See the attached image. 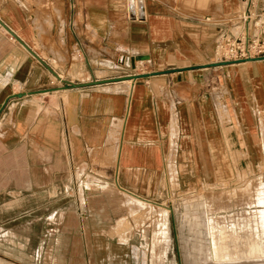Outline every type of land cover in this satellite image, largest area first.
I'll return each mask as SVG.
<instances>
[{"label": "crops", "instance_id": "obj_1", "mask_svg": "<svg viewBox=\"0 0 264 264\" xmlns=\"http://www.w3.org/2000/svg\"><path fill=\"white\" fill-rule=\"evenodd\" d=\"M74 4L65 36L82 57L60 68L51 63L64 56L59 24L38 27L21 0H0V20L61 79L158 74L34 94L64 84L0 23V195L69 192L92 175L147 200L164 175L190 188L228 176L235 160L264 162V60L181 70L217 63L226 20L264 15V0ZM80 12L95 39L76 28Z\"/></svg>", "mask_w": 264, "mask_h": 264}, {"label": "rangeland", "instance_id": "obj_2", "mask_svg": "<svg viewBox=\"0 0 264 264\" xmlns=\"http://www.w3.org/2000/svg\"><path fill=\"white\" fill-rule=\"evenodd\" d=\"M21 1L38 27L61 26L56 40L64 56L58 52L53 66L81 59L76 45L73 53L67 48L69 0ZM75 24L80 32L86 24V34L95 39L81 12ZM106 63L102 70L115 68ZM234 168L190 188L180 187L173 174L164 175L147 200L92 175L69 192L59 186L47 194H1L0 264H264V255L234 263L212 257L222 230L224 247L234 256L237 246L247 252L249 240L264 248V162L238 168L235 160Z\"/></svg>", "mask_w": 264, "mask_h": 264}, {"label": "built area", "instance_id": "obj_3", "mask_svg": "<svg viewBox=\"0 0 264 264\" xmlns=\"http://www.w3.org/2000/svg\"><path fill=\"white\" fill-rule=\"evenodd\" d=\"M69 2L74 9V0ZM215 55L217 63L264 57V15L246 9L228 18L217 35Z\"/></svg>", "mask_w": 264, "mask_h": 264}, {"label": "water", "instance_id": "obj_4", "mask_svg": "<svg viewBox=\"0 0 264 264\" xmlns=\"http://www.w3.org/2000/svg\"><path fill=\"white\" fill-rule=\"evenodd\" d=\"M0 23L9 33H11L13 36H15L17 38V40H19L20 43H22L31 53H33L35 55V57H37L53 73V75L58 80H60L61 83L64 84L63 87L52 88V89L43 90V91H37V92H34V94L50 93V92L61 90V89H72V88H81V87H86V86L101 85V84H107V83L118 82V81H123V80H135V79H138L140 77H148V76L153 75V74H158V73H152V74L134 75V76H126V77H117V78H110V79H103V80H94V81H89V82H85V83H73V82L61 79L46 63H44L32 50H30V48L27 45H25V43L22 40H20L1 20H0ZM145 59H147V57L139 58V60H145ZM261 60H264V57L257 58V59L233 61V62L224 61V62H220V63L208 64L206 66H194V67L185 68V69H181V70L196 69V68H202V67H218V66H226V65L237 64V63H242V62H247V61H261ZM174 71H178V70L164 71L163 73L174 72ZM26 94L27 93L16 94L13 97L14 98H22Z\"/></svg>", "mask_w": 264, "mask_h": 264}, {"label": "bare ground", "instance_id": "obj_5", "mask_svg": "<svg viewBox=\"0 0 264 264\" xmlns=\"http://www.w3.org/2000/svg\"><path fill=\"white\" fill-rule=\"evenodd\" d=\"M132 6V5H131ZM195 203V202H194ZM194 205V204H193ZM204 208V207H203ZM207 208V207H206ZM191 209V208H190ZM198 209V208H197ZM196 210V209H195ZM200 211V210H199ZM203 212V211H202ZM207 213V212H206ZM205 213V214H206ZM203 215V214H202ZM191 219V218H190ZM208 220V218H207ZM211 223H213L212 219ZM201 223V222H200ZM211 229V228H210ZM212 231V230H210ZM217 231V230H216ZM208 233V232H207ZM190 236V235H189ZM220 242H216L213 245V249H212V257L217 259V260H223L224 262H237L240 261V259L245 257H259V255H264V248L260 245V243L257 242H253L252 240H249L247 242V247L248 250L247 252H243L241 250H239V246H237V248H235V250H237L238 252H236V256L232 255L230 251H228V249L226 247H224V241H225V237H224V231H220ZM208 238H210V236H208ZM207 239V238H206ZM208 240V239H207ZM212 240V239H211ZM207 243V242H206ZM212 247V246H211ZM247 259V258H246ZM248 260V259H247ZM262 261V260H261ZM213 262V261H212ZM220 262V261H218ZM258 263V262H257Z\"/></svg>", "mask_w": 264, "mask_h": 264}]
</instances>
